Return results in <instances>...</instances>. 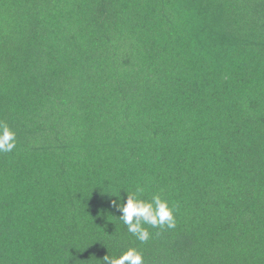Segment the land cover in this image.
Returning <instances> with one entry per match:
<instances>
[{"label": "trees", "instance_id": "trees-1", "mask_svg": "<svg viewBox=\"0 0 264 264\" xmlns=\"http://www.w3.org/2000/svg\"><path fill=\"white\" fill-rule=\"evenodd\" d=\"M0 122V264H264V0H0Z\"/></svg>", "mask_w": 264, "mask_h": 264}, {"label": "clouds", "instance_id": "clouds-1", "mask_svg": "<svg viewBox=\"0 0 264 264\" xmlns=\"http://www.w3.org/2000/svg\"><path fill=\"white\" fill-rule=\"evenodd\" d=\"M16 147V134L11 128L0 122V153L12 152ZM137 193H142V188H137ZM122 213L120 219L141 244L149 241L151 233L148 225L152 228L175 227L174 206L155 194L150 201L138 198L136 194L128 195L126 203L117 205ZM106 264H144L143 255L136 248H129L116 258H104Z\"/></svg>", "mask_w": 264, "mask_h": 264}]
</instances>
